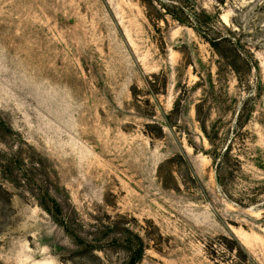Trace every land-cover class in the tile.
<instances>
[{
    "label": "rangeland",
    "instance_id": "obj_1",
    "mask_svg": "<svg viewBox=\"0 0 264 264\" xmlns=\"http://www.w3.org/2000/svg\"><path fill=\"white\" fill-rule=\"evenodd\" d=\"M135 258L264 264V0H0V264Z\"/></svg>",
    "mask_w": 264,
    "mask_h": 264
},
{
    "label": "trees",
    "instance_id": "obj_2",
    "mask_svg": "<svg viewBox=\"0 0 264 264\" xmlns=\"http://www.w3.org/2000/svg\"><path fill=\"white\" fill-rule=\"evenodd\" d=\"M140 251V250H139ZM135 261H136V258L135 259H133V261H132V263L131 264H134L135 263Z\"/></svg>",
    "mask_w": 264,
    "mask_h": 264
}]
</instances>
